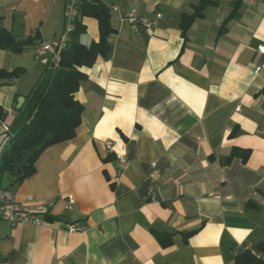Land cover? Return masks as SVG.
I'll use <instances>...</instances> for the list:
<instances>
[{"label": "crops", "instance_id": "crops-1", "mask_svg": "<svg viewBox=\"0 0 264 264\" xmlns=\"http://www.w3.org/2000/svg\"><path fill=\"white\" fill-rule=\"evenodd\" d=\"M102 1L115 33L109 56L81 69L87 79L76 94L84 106L76 137L48 148L33 175L10 186L19 202L51 203L48 215L58 220L1 223L4 264H236L245 251L258 255L264 243V69L255 70L263 61L257 48L264 45V0H242L239 16L225 28L234 0H221L186 38L180 15L191 14L200 0ZM65 7L64 0H0V28L17 39L39 30L43 41L57 43ZM130 9L162 18L136 33L126 20ZM81 22L82 44L98 42V21ZM38 50H0V70L24 71L0 79L8 126L19 99L23 106L46 69ZM234 148L251 150L247 163L227 162ZM120 155L128 166L119 175ZM71 224L87 230L70 232ZM154 230L172 233V246L163 248ZM194 230L186 242L183 234Z\"/></svg>", "mask_w": 264, "mask_h": 264}, {"label": "trees", "instance_id": "trees-1", "mask_svg": "<svg viewBox=\"0 0 264 264\" xmlns=\"http://www.w3.org/2000/svg\"><path fill=\"white\" fill-rule=\"evenodd\" d=\"M221 0H200L198 5L192 7L191 14L180 15V28L183 37H187L192 24L204 17L208 7H215ZM242 0L232 2V11L224 22V28L232 19L239 16ZM88 17L96 19L99 23L100 38L98 42L86 46L81 42V36L86 33L81 19ZM110 8L102 0H85L80 6V17L74 23V29L69 36V42L60 51V60L57 67L50 61L48 54L38 56L45 62L46 69L38 84L27 97L25 104L18 109L17 116L9 125V132L3 141V149L0 154V186L10 188L15 183L24 182L32 176L36 169L38 158L48 148L73 140L82 123L84 106L76 98L82 82L87 75L82 68L92 67L98 57L107 58L111 52L108 39L115 33L111 22ZM39 30L26 39H17L12 32L0 28V50L15 54L22 53L27 47L41 45ZM23 70L6 72L0 70V79L19 78ZM7 118V112L0 105V127ZM236 130L231 134L235 136ZM251 156V150L234 148L227 159L240 158L247 163ZM13 179L8 185H4L5 178ZM48 221L58 218L45 216ZM199 230L184 233L187 242ZM157 241L163 248H169L173 244V234L168 232L153 231ZM257 253L245 251L236 256V264H264V243L257 246Z\"/></svg>", "mask_w": 264, "mask_h": 264}, {"label": "built area", "instance_id": "built-area-1", "mask_svg": "<svg viewBox=\"0 0 264 264\" xmlns=\"http://www.w3.org/2000/svg\"><path fill=\"white\" fill-rule=\"evenodd\" d=\"M66 2L65 7V17H66V27L64 34L59 39L57 43L53 41H44L41 45H38L39 50L37 55L42 56L48 54L50 56V61L58 66L60 60V51L65 48L69 42V36L74 29L75 21L80 17V6L85 0H64ZM119 7L113 6L112 11H118ZM162 18L161 13L155 14L153 19L144 17L140 15L137 9H130L127 11L126 20L130 24L132 30L136 33L141 31H148L157 26L158 21ZM260 55L263 56L262 63L256 68L255 73H259L264 69V45H260L257 48ZM8 116V113H7ZM3 132H9V126L3 121L1 123ZM110 149L111 143H107ZM118 163V174L120 175L128 166V161L125 156H117ZM118 180V179H116ZM156 190L152 187L150 193ZM75 201L72 198L67 200V209L72 210ZM52 207L51 203H36L30 202V204H25L19 202L15 194L10 188L0 186V224L6 223L11 226H21V225H42L47 216L50 213ZM86 225H69L70 232H80L86 231ZM0 264H4L1 253H0Z\"/></svg>", "mask_w": 264, "mask_h": 264}, {"label": "rangeland", "instance_id": "rangeland-1", "mask_svg": "<svg viewBox=\"0 0 264 264\" xmlns=\"http://www.w3.org/2000/svg\"><path fill=\"white\" fill-rule=\"evenodd\" d=\"M15 116H17V113H16ZM6 136H7L6 134H1V136H0V154H1L2 149H3V141H4ZM10 181H11V179L8 176L7 178L4 179L3 184L4 185H8Z\"/></svg>", "mask_w": 264, "mask_h": 264}, {"label": "water", "instance_id": "water-1", "mask_svg": "<svg viewBox=\"0 0 264 264\" xmlns=\"http://www.w3.org/2000/svg\"><path fill=\"white\" fill-rule=\"evenodd\" d=\"M23 102H24V98L19 99V109L21 108Z\"/></svg>", "mask_w": 264, "mask_h": 264}]
</instances>
